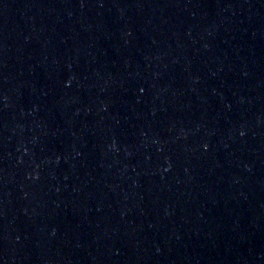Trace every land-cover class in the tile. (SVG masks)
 <instances>
[{
  "label": "water",
  "instance_id": "1",
  "mask_svg": "<svg viewBox=\"0 0 264 264\" xmlns=\"http://www.w3.org/2000/svg\"><path fill=\"white\" fill-rule=\"evenodd\" d=\"M0 264H264V0H0Z\"/></svg>",
  "mask_w": 264,
  "mask_h": 264
},
{
  "label": "snow or ice",
  "instance_id": "2",
  "mask_svg": "<svg viewBox=\"0 0 264 264\" xmlns=\"http://www.w3.org/2000/svg\"><path fill=\"white\" fill-rule=\"evenodd\" d=\"M243 135V133H241Z\"/></svg>",
  "mask_w": 264,
  "mask_h": 264
}]
</instances>
